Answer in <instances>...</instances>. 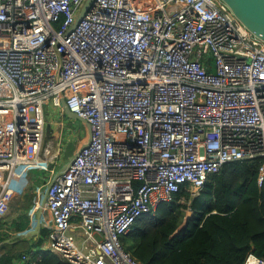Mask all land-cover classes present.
Masks as SVG:
<instances>
[{"label":"built area","instance_id":"2783aa9c","mask_svg":"<svg viewBox=\"0 0 264 264\" xmlns=\"http://www.w3.org/2000/svg\"><path fill=\"white\" fill-rule=\"evenodd\" d=\"M85 2L0 0V216L59 157L47 106L65 115V99L92 140L48 190L44 249L141 264L123 241L138 219L264 157V41L223 0H95L79 19Z\"/></svg>","mask_w":264,"mask_h":264},{"label":"trees","instance_id":"16d2710c","mask_svg":"<svg viewBox=\"0 0 264 264\" xmlns=\"http://www.w3.org/2000/svg\"><path fill=\"white\" fill-rule=\"evenodd\" d=\"M263 163L264 157L227 163L197 196L182 187L156 214L137 220L123 236L126 248L141 264H244L250 253L264 258V181L258 180ZM181 199H193L192 220ZM47 234L43 228L38 245ZM12 259L4 256L0 264ZM35 264L70 263L45 249Z\"/></svg>","mask_w":264,"mask_h":264},{"label":"crops","instance_id":"0c3cea01","mask_svg":"<svg viewBox=\"0 0 264 264\" xmlns=\"http://www.w3.org/2000/svg\"><path fill=\"white\" fill-rule=\"evenodd\" d=\"M51 129V132H54L52 124ZM57 159L55 162H50L52 164L49 168L37 167L38 173L35 175L32 174L34 168L31 169L24 180L23 192L16 198L9 212L0 216V259L10 255L13 257L11 264H18V259L23 253L33 251L40 258L45 250L48 234L41 245L37 244L43 228L47 229L44 225L46 213L41 212L44 197L42 188L63 169L64 166L57 171L58 166H55L58 163ZM52 169H56V173H52ZM39 189H41L40 192ZM26 199L28 203L24 210L22 203ZM40 217L41 228L39 226Z\"/></svg>","mask_w":264,"mask_h":264},{"label":"rangeland","instance_id":"374dc122","mask_svg":"<svg viewBox=\"0 0 264 264\" xmlns=\"http://www.w3.org/2000/svg\"><path fill=\"white\" fill-rule=\"evenodd\" d=\"M47 124L51 123L54 127V132H51V134H47L45 137V144H52L54 147L52 148L51 157H53L57 152H59V148L61 149V152L59 153V157L57 159V171L64 166L70 159V157L75 153L82 144L88 139L89 137V129L88 127L80 120L77 122H74L68 115L64 116L61 112V110L54 108L52 106H47ZM75 151V152H74ZM54 162V160H53ZM48 167L52 163H48ZM54 164V163H53ZM33 169V168H31ZM30 169V170H31ZM33 175L37 174L38 168H34ZM56 173V169H54V172ZM192 194V193H191ZM197 196V195H194ZM193 198V197H192ZM193 200V199H192ZM192 200H184L181 199L184 204L187 203L189 206L188 208H184V211H187V216L190 220H192L196 215V211L190 210ZM28 203V200H24L23 209L26 207ZM25 210V209H24ZM130 243L128 242V245ZM130 248V246H129ZM37 261V260H36Z\"/></svg>","mask_w":264,"mask_h":264},{"label":"water","instance_id":"95a60500","mask_svg":"<svg viewBox=\"0 0 264 264\" xmlns=\"http://www.w3.org/2000/svg\"><path fill=\"white\" fill-rule=\"evenodd\" d=\"M95 0H86L82 11L79 15V19H81L84 14L88 11V9L92 6ZM225 3L230 5L233 8L234 12L237 14V17L257 36H259L264 41V0H223ZM63 108L65 115H68L71 119L82 121L89 129V137L82 144V146L77 150L68 160V162L64 165L61 172H59L55 177H53L43 188L42 192L44 194L43 202L41 206V212H44V206L47 201V193L51 185L54 183L56 178L60 174H64L69 166L74 162V160L78 157L79 153L91 143L92 140V126L91 124L84 118L80 117L75 112H72L70 108L66 104V100L63 99ZM51 124H47V134H51ZM40 228H41V217H40ZM39 228V229H40Z\"/></svg>","mask_w":264,"mask_h":264},{"label":"bare ground","instance_id":"6f19581e","mask_svg":"<svg viewBox=\"0 0 264 264\" xmlns=\"http://www.w3.org/2000/svg\"><path fill=\"white\" fill-rule=\"evenodd\" d=\"M226 7L228 8V12H229L231 15H233V16H237V14L234 12L233 8L230 7V5H228L227 3H226ZM256 36H257V35H256ZM257 37H259V36H257Z\"/></svg>","mask_w":264,"mask_h":264}]
</instances>
